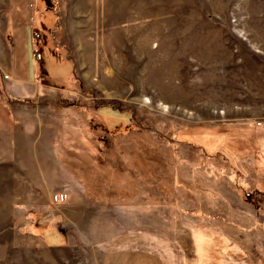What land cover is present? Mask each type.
<instances>
[{"label": "rangeland", "instance_id": "obj_1", "mask_svg": "<svg viewBox=\"0 0 264 264\" xmlns=\"http://www.w3.org/2000/svg\"><path fill=\"white\" fill-rule=\"evenodd\" d=\"M0 42V264H264V0H4Z\"/></svg>", "mask_w": 264, "mask_h": 264}, {"label": "trees", "instance_id": "obj_2", "mask_svg": "<svg viewBox=\"0 0 264 264\" xmlns=\"http://www.w3.org/2000/svg\"><path fill=\"white\" fill-rule=\"evenodd\" d=\"M30 96L24 94V95H21V96H13L12 97V100L13 101H21V102H28L29 101Z\"/></svg>", "mask_w": 264, "mask_h": 264}, {"label": "built area", "instance_id": "obj_3", "mask_svg": "<svg viewBox=\"0 0 264 264\" xmlns=\"http://www.w3.org/2000/svg\"><path fill=\"white\" fill-rule=\"evenodd\" d=\"M62 198H63L62 195H55V196H54V200H55V201H60V200H62Z\"/></svg>", "mask_w": 264, "mask_h": 264}, {"label": "crops", "instance_id": "obj_4", "mask_svg": "<svg viewBox=\"0 0 264 264\" xmlns=\"http://www.w3.org/2000/svg\"><path fill=\"white\" fill-rule=\"evenodd\" d=\"M4 0H0V9H1V6H2V3H3ZM0 45H1V42H0ZM24 95V94H23ZM13 96H21V95H13ZM13 101V100H12Z\"/></svg>", "mask_w": 264, "mask_h": 264}]
</instances>
